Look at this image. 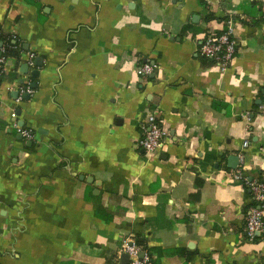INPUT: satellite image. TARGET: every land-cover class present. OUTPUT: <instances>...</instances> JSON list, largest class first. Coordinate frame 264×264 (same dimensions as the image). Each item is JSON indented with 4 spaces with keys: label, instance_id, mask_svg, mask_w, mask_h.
<instances>
[{
    "label": "crops",
    "instance_id": "obj_1",
    "mask_svg": "<svg viewBox=\"0 0 264 264\" xmlns=\"http://www.w3.org/2000/svg\"><path fill=\"white\" fill-rule=\"evenodd\" d=\"M230 19L223 67L199 47ZM1 37L0 264L121 263L129 239L156 264H264L231 176L244 153L264 180V0H0Z\"/></svg>",
    "mask_w": 264,
    "mask_h": 264
},
{
    "label": "built area",
    "instance_id": "obj_2",
    "mask_svg": "<svg viewBox=\"0 0 264 264\" xmlns=\"http://www.w3.org/2000/svg\"><path fill=\"white\" fill-rule=\"evenodd\" d=\"M234 23V20L230 19L227 28L220 34L208 35L199 47L200 55L214 59L220 66H229L235 59L239 46L235 37ZM155 66V64L146 63L142 66L140 72L144 77L152 76ZM25 91L31 93L32 89L30 87L23 88L22 92ZM158 117L157 113L151 112L143 119L141 125L144 137L140 140V144L150 156H155L161 150L163 140L167 134ZM23 132L25 136L32 137V133L29 130H24ZM239 157L241 167L233 171L231 176L236 181L246 182L250 187L254 203L251 205L247 217L246 231L250 239H255L257 236L264 235V182L255 179L251 174L247 173L244 153H240ZM124 252L129 255V262L124 264H156L150 256L146 254L141 256L142 249L134 240L125 241ZM114 264L123 263L117 262Z\"/></svg>",
    "mask_w": 264,
    "mask_h": 264
},
{
    "label": "water",
    "instance_id": "obj_3",
    "mask_svg": "<svg viewBox=\"0 0 264 264\" xmlns=\"http://www.w3.org/2000/svg\"><path fill=\"white\" fill-rule=\"evenodd\" d=\"M0 45H1V43H0ZM0 55H1V53H0ZM39 60V59H38ZM24 67L26 68L25 70H28V65L27 64H24ZM38 74V71H35L34 72V75H37ZM232 159H234L235 161H237V163L239 162V159H238V157H236V158H232ZM235 166V165H234ZM236 167V166H235ZM234 167V168H235ZM142 254H144V253H142ZM125 256V258H127V260L126 261H122L121 263H128L129 262V255H124Z\"/></svg>",
    "mask_w": 264,
    "mask_h": 264
},
{
    "label": "trees",
    "instance_id": "obj_4",
    "mask_svg": "<svg viewBox=\"0 0 264 264\" xmlns=\"http://www.w3.org/2000/svg\"><path fill=\"white\" fill-rule=\"evenodd\" d=\"M1 40L3 41V40H4V37H1V38H0V41H1ZM262 181L264 182V180H262ZM248 188L250 189L249 186H248ZM136 242H137V244H140V243H141V242H138V241H136ZM141 244H142V243H141Z\"/></svg>",
    "mask_w": 264,
    "mask_h": 264
}]
</instances>
